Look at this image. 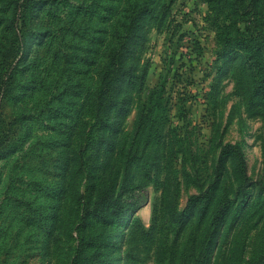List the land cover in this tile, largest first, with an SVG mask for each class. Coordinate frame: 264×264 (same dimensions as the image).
Masks as SVG:
<instances>
[{"label":"rangeland","instance_id":"rangeland-1","mask_svg":"<svg viewBox=\"0 0 264 264\" xmlns=\"http://www.w3.org/2000/svg\"><path fill=\"white\" fill-rule=\"evenodd\" d=\"M133 6L147 13L144 80L102 128L105 17ZM257 23L264 0H0V76L14 74L0 97V264H264ZM164 81L169 102L145 125ZM226 144L255 183L241 188L235 155L218 171Z\"/></svg>","mask_w":264,"mask_h":264},{"label":"trees","instance_id":"trees-1","mask_svg":"<svg viewBox=\"0 0 264 264\" xmlns=\"http://www.w3.org/2000/svg\"><path fill=\"white\" fill-rule=\"evenodd\" d=\"M130 4L133 5V2H130ZM252 6L251 3L249 9ZM124 12L126 11L118 8L110 12L111 17H105V62L103 64V73H101L99 79V85L93 91L91 97L92 114L95 118V124H99L102 128L112 126L113 111L114 109L118 110V108H121V101L118 100L119 91L123 89L126 83H134L135 79L143 83L144 73L146 72L145 68L142 69V74L137 73L135 70V60L140 53L139 49L143 45L141 21L147 16L146 9L133 6L132 10H129L128 15L125 16ZM251 31H256L257 38L264 36L263 29L259 27L258 23L255 24V28ZM23 46L21 49L24 48ZM5 51L12 52L11 49H5ZM12 56L9 54L8 57H5V62H9ZM13 83V73L6 72L2 77L0 76V97L5 99L11 94ZM166 89L167 83L165 81L159 82L150 89L148 99L143 103L142 110L144 115V108L147 107L148 115L147 117L146 115L141 116V123L145 120V125H148L151 120L156 119V109L162 107L163 103L167 104L169 102L163 94ZM230 155H235L243 166V183L241 188H246L255 183L248 174L242 151L236 145L226 144L222 146L218 158V171H220L224 160ZM256 183L264 188L263 182L256 181Z\"/></svg>","mask_w":264,"mask_h":264}]
</instances>
